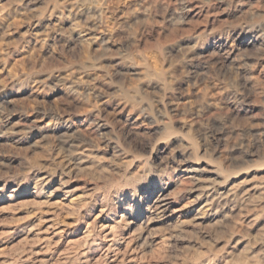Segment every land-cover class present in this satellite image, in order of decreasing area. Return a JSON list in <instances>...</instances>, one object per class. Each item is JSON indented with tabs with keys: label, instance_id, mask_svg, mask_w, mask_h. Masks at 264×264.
<instances>
[{
	"label": "clouds",
	"instance_id": "1",
	"mask_svg": "<svg viewBox=\"0 0 264 264\" xmlns=\"http://www.w3.org/2000/svg\"><path fill=\"white\" fill-rule=\"evenodd\" d=\"M17 58L26 71L3 78L31 107L0 97V136L39 139L19 164L0 166V193L11 183L8 196L23 187L39 199L57 190L54 180L63 190L85 176L92 199L75 198V222L104 217L71 255L54 252L44 264H95L82 250L93 245L101 264H119L133 227L137 261L159 246L167 264H179L185 222L177 218L159 245L150 223L170 215L173 201L183 207V192L197 193L195 204L239 173L264 169V0H0V73ZM17 115L35 119L17 131L20 122L8 126ZM213 157L227 169L213 161L214 178L183 176L208 171L193 166ZM228 196L200 209L223 217L199 229L208 233L197 237L203 264H264V226L244 222L264 217V177ZM10 243L0 233V247Z\"/></svg>",
	"mask_w": 264,
	"mask_h": 264
},
{
	"label": "rangeland",
	"instance_id": "2",
	"mask_svg": "<svg viewBox=\"0 0 264 264\" xmlns=\"http://www.w3.org/2000/svg\"><path fill=\"white\" fill-rule=\"evenodd\" d=\"M189 15H193V13ZM25 27L24 23L20 22L18 31H24ZM99 35L103 36L104 33L101 32ZM47 51V46H42L39 50V55L43 56ZM25 71L26 68L24 67L23 60L17 58L6 73H0V88L3 89V92H0V97L7 95L9 98L21 104L28 103L29 107H31L27 93L13 92L12 83L15 81L13 80L12 83H8V81L3 78L5 75L13 76L14 74L18 75ZM55 98H60L59 90L58 93L55 94ZM253 108H256V106H253ZM256 110L259 111L258 108H256ZM80 118L81 117H77V119ZM33 119H35V116H26L21 121L19 115L13 116L11 120L8 121V126L16 125L17 122H20L17 127V131H19L24 123L30 122ZM36 139H39L36 132L29 133L23 139H21L19 135L0 136V166H14L19 164L23 159L20 155L21 150L31 148ZM197 151H202V149L197 147ZM213 161L218 163L222 168L227 169L226 160L213 157L211 161L204 160L193 166L195 168L203 167L209 169L208 171L203 173L185 172L183 176H197L205 181L212 179L216 176V173L211 171L214 167ZM85 165H89L87 159L81 162L82 167ZM132 166L134 167L135 165L133 164ZM260 177H264V169H252L250 171L241 172L237 176H234L228 185H217V191L211 193V196L209 195L211 190H208L205 192L204 198L191 205H189V201L194 199L197 193L183 192L180 197H178L179 201L184 205L183 207L173 201L172 207L170 208V215L169 213H165L162 219L153 220L150 223L149 227L153 230L152 239L156 241L158 245L166 244L168 242V229L175 226L178 218L180 221L185 222L184 230L185 235L188 237L187 239L177 242L178 246L183 247V260H181L179 264H203L202 253L200 251L201 245L198 244L197 237L203 239L208 233L200 232L199 229H212L214 225L219 224L223 220V217L219 212L215 213L213 216H209L207 213H201L200 209L212 197L223 195L231 199L228 193H240L245 189L252 188L253 184L259 182ZM0 186H3L2 181H0ZM53 186L57 189L55 192L39 199L33 198L23 187L15 196H8L7 193L14 187L11 183L3 193H0V233H8V239L11 241L10 244L0 247V264H3L5 260L12 261V264H33L34 261L38 262V264H44L54 252L61 253L62 255H71L72 251L79 245L80 240L85 237L87 229L90 228L93 223L100 224L104 221L103 215H96L86 218L85 221L80 223L75 222V198L80 196L79 198L81 199H92L91 194L87 192V188H91L93 185L89 183L85 176H79L73 179L63 190H59L58 180H54L53 185L49 187L51 188ZM254 190L259 191L258 189ZM69 192L71 195H67ZM163 194L167 195L168 191H165ZM88 207L91 206L89 205ZM238 211L239 209H237V212ZM80 215H83V212H81ZM139 218L140 217H138V219ZM188 221H195L199 228L193 231L192 224L187 223ZM244 222H251L252 231H256L259 227L264 226V217L253 220L252 216L249 215L244 219ZM49 225L53 226L49 232H57V236L54 237L52 242H47L43 239L48 237L49 233H46L45 230ZM106 225H109V227L112 226L105 222L104 226ZM127 237L128 243L124 246L120 245L122 255L119 264H126V262L127 264H167L165 257L161 254V248L159 246L152 250V255L148 260L137 261L135 257L139 254V250L136 247L138 241L135 238L136 232L134 227L132 231L127 232ZM124 247H126L125 252ZM237 247H242V245H237ZM105 248H107V243L105 244ZM82 250L88 253V258L94 260L95 264H101L102 254L96 249L95 245L92 246L91 250H89L87 246ZM129 253L131 255H129ZM13 257H15L14 260ZM113 257L114 254L109 253L108 258L112 260Z\"/></svg>",
	"mask_w": 264,
	"mask_h": 264
},
{
	"label": "bare ground",
	"instance_id": "3",
	"mask_svg": "<svg viewBox=\"0 0 264 264\" xmlns=\"http://www.w3.org/2000/svg\"><path fill=\"white\" fill-rule=\"evenodd\" d=\"M78 197H80V196H78ZM58 204V203H57ZM59 205V204H58ZM61 205V204H60ZM62 206V205H61ZM60 206V207H61ZM179 211V210H178ZM175 215V214H174ZM98 218V217H97ZM96 218V219H97ZM46 221V220H45ZM48 221H51V220H48ZM41 222V221H40ZM52 222V221H51ZM54 223V222H53ZM53 226H48V228L45 230L46 231V233H49L48 234V237H45V238H43L44 239V241H47V242H52L53 241V239H54V237H56L57 236V232L55 233V232H49V230L52 228ZM110 227H112V226H110ZM109 227V225H106V226H104V228H105V230H107L108 228H110ZM62 230V229H61ZM133 234V233H132ZM81 239V238H80ZM133 240H134V238H133ZM43 241V240H42ZM76 243V242H75ZM128 243V242H127ZM133 243V242H132ZM78 244V243H77ZM47 246H48V244H47ZM124 246V245H123ZM128 246V245H127ZM125 248V250H124V252L126 251V247H124ZM118 250L120 251V253H122L121 252V248H120V245L118 246ZM123 252V253H124ZM111 253V252H110ZM132 258V257H131ZM112 260L114 261L115 260V256L112 258Z\"/></svg>",
	"mask_w": 264,
	"mask_h": 264
}]
</instances>
